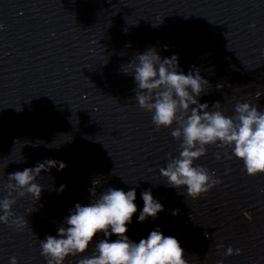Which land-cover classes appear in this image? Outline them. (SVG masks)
<instances>
[{
	"label": "water",
	"instance_id": "1",
	"mask_svg": "<svg viewBox=\"0 0 264 264\" xmlns=\"http://www.w3.org/2000/svg\"><path fill=\"white\" fill-rule=\"evenodd\" d=\"M0 25V198L11 173L46 159L66 165L37 177V202L26 195L13 205L27 227L0 222V264H47L39 240L89 202L94 178L97 194L135 188L129 239L159 228L180 242L188 264H264V174H246L231 149L208 145L194 164L219 184L196 199L166 186L159 169L179 155L176 125L156 130L133 99V76L121 70L154 47L161 58L176 55L184 74L199 69L211 87L198 100L209 110L217 101L226 116L237 101L264 109V0H0ZM147 189L164 210L140 223ZM101 238L64 264L89 256ZM229 246L241 254L225 256Z\"/></svg>",
	"mask_w": 264,
	"mask_h": 264
},
{
	"label": "clouds",
	"instance_id": "2",
	"mask_svg": "<svg viewBox=\"0 0 264 264\" xmlns=\"http://www.w3.org/2000/svg\"><path fill=\"white\" fill-rule=\"evenodd\" d=\"M121 70L133 76L136 83L133 99L140 109L151 113L155 129L176 125L170 135L180 141L177 149L179 155L174 157L168 154L166 167L159 169L160 175L167 181L166 186L185 188L187 195L196 199L219 184L220 180L210 174L207 167L194 164L195 160L206 155L208 145L231 149V155L243 162L246 174H264V109L256 104L237 101L235 114L226 116L217 101L209 110L208 103L198 100L206 92L205 89L211 87L200 75L199 69L193 66L184 74L178 68L176 55L161 58L154 47L136 53L132 61L121 66ZM220 87L218 84L217 88ZM260 95L259 91L254 93L255 99L258 100ZM41 143L37 141L33 146ZM52 146L57 145H49ZM214 155L215 159H221L220 153ZM65 167L61 161L46 159L38 162L34 168L9 174L8 183L4 185L7 195L0 198V222L9 227L15 225L18 231L27 227V219L17 216L12 211L13 205L18 198L26 195H31L37 202L43 190L37 177L51 168L63 170ZM91 183L89 202L76 203L69 209L56 236L47 235L39 240L41 255L47 264H64L68 256L84 254L100 234L103 238L95 243L92 253L79 259L77 264H188L180 242L171 235L165 236L159 228L150 231L139 242L126 235L127 225L137 212L135 188L124 191L107 187L97 194L100 180L94 178ZM65 188V185H61L58 193ZM141 198L143 208L139 212L138 222L143 223L149 217L155 219L164 210L163 205L152 196L151 189L141 192ZM33 210H26V214ZM176 214V210H173V215ZM113 235L116 239L110 240L109 237ZM233 254L240 255L241 250H233L229 246L224 253L225 256ZM10 264H17L15 257L10 258ZM217 264H222V261H217Z\"/></svg>",
	"mask_w": 264,
	"mask_h": 264
}]
</instances>
